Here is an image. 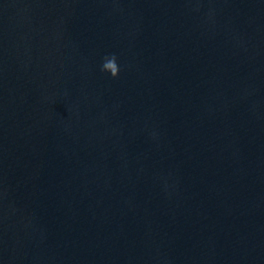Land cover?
I'll use <instances>...</instances> for the list:
<instances>
[{
	"label": "water",
	"instance_id": "95a60500",
	"mask_svg": "<svg viewBox=\"0 0 264 264\" xmlns=\"http://www.w3.org/2000/svg\"><path fill=\"white\" fill-rule=\"evenodd\" d=\"M0 264H264V0H0Z\"/></svg>",
	"mask_w": 264,
	"mask_h": 264
},
{
	"label": "clouds",
	"instance_id": "9594fccd",
	"mask_svg": "<svg viewBox=\"0 0 264 264\" xmlns=\"http://www.w3.org/2000/svg\"><path fill=\"white\" fill-rule=\"evenodd\" d=\"M101 70L106 72L112 78H115L118 75L120 69L115 55L105 58L104 62L102 63Z\"/></svg>",
	"mask_w": 264,
	"mask_h": 264
}]
</instances>
